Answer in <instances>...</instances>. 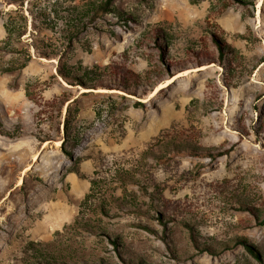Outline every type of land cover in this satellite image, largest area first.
<instances>
[{
	"label": "rangeland",
	"instance_id": "1",
	"mask_svg": "<svg viewBox=\"0 0 264 264\" xmlns=\"http://www.w3.org/2000/svg\"><path fill=\"white\" fill-rule=\"evenodd\" d=\"M87 1L1 6L0 264H264V0Z\"/></svg>",
	"mask_w": 264,
	"mask_h": 264
},
{
	"label": "trees",
	"instance_id": "2",
	"mask_svg": "<svg viewBox=\"0 0 264 264\" xmlns=\"http://www.w3.org/2000/svg\"><path fill=\"white\" fill-rule=\"evenodd\" d=\"M114 1L115 0H89L86 2L85 7H84V11L88 12H93L92 16H99L101 14H103L104 12H108V11H114V12H119V10L114 7ZM197 1V0H196ZM26 2H30V0H0V16L3 15V13L5 12L4 9L1 7L2 5H4L5 3L7 4H15L17 6L23 7L25 5ZM29 13L32 15V17L37 18L38 15L34 12L33 9H29ZM81 14V11H79L77 13ZM89 14V13H88ZM5 29L7 32V36L10 38L13 36V34H17V35H22L24 34V31L22 30V27L18 25V23L16 21H14L13 19H8L5 22ZM220 58H223V53H220ZM85 76V80H102L103 78L102 73H94L92 70H87L84 73ZM122 78L124 79L123 82L125 84L126 87L124 88H128L130 82L129 79L131 78L130 75H121ZM116 80V79H114ZM206 151L212 155H222L226 152H228V149L226 150H218L216 152H213L210 149H206ZM95 184V181H92V188ZM90 196V194H87L86 199H88V197ZM40 246H44L43 243H38ZM32 246H34L32 249L33 251L36 252V262L37 264H66L65 261L58 259L59 257L56 255H52L50 253H48L46 251V249H42V247H37L35 246L36 244L31 243ZM63 257V256H62ZM34 264V263H31Z\"/></svg>",
	"mask_w": 264,
	"mask_h": 264
},
{
	"label": "bare ground",
	"instance_id": "3",
	"mask_svg": "<svg viewBox=\"0 0 264 264\" xmlns=\"http://www.w3.org/2000/svg\"><path fill=\"white\" fill-rule=\"evenodd\" d=\"M157 89H159V87H157Z\"/></svg>",
	"mask_w": 264,
	"mask_h": 264
}]
</instances>
